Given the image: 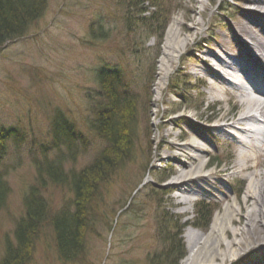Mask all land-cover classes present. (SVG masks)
I'll list each match as a JSON object with an SVG mask.
<instances>
[{
  "label": "rangeland",
  "instance_id": "374dc122",
  "mask_svg": "<svg viewBox=\"0 0 264 264\" xmlns=\"http://www.w3.org/2000/svg\"><path fill=\"white\" fill-rule=\"evenodd\" d=\"M251 1L159 0V7L150 2L144 6L151 14L159 11V15L157 21L148 26L138 20L140 16L136 8L131 9L127 2L123 5L121 0H50L47 14L35 20L29 34L10 40L0 48V127L18 126L24 130L26 139L19 151L8 152L0 164L7 172L5 181L10 188L6 204L0 209V259L5 252L6 239L14 241L17 220L24 213L25 194L33 186L43 190L42 186H38L39 176L33 161L34 157L41 156L36 146L51 142L48 133L56 109H65L80 124L92 118L91 96L101 91L93 75L102 57L111 63L116 62L121 70L123 67L128 79L141 89L137 104L139 131L135 146L120 167L119 175L110 179L111 182L100 185L95 195L101 198H97L99 205L93 208L91 218H95V223L87 235L88 246L83 257L78 261L62 260L56 252L49 226H43L39 240L35 241L30 264H153V259L164 251L161 213L170 218L167 220H170L169 228L177 226L172 232L179 234L184 248V256L179 264H187L193 246L190 233L195 237L208 236L212 224L224 218L227 204L237 210L241 208V212L235 213L240 223L229 224L231 231L237 232L243 228L244 222H247L244 214L252 213L253 218L257 217L255 207H261L257 203L260 200L257 191L264 187L262 177L257 180V188L245 193L251 170L243 172L244 167L237 165L240 146L230 134V131L239 134L229 123L232 124L240 114L244 104L238 94L223 93L217 96V92L208 84L206 74H195L194 69L205 63L209 68L223 70L220 62L210 56L212 51L223 54L220 49L223 43L225 50L237 53L236 60L241 59L239 50L248 43H242L243 47L238 45V38L241 42L247 39L240 32L238 21L243 19V11H247L249 16L254 13L250 10L254 7ZM257 1L264 3V0ZM98 16L112 28L111 38L100 44L91 39L89 32L91 20ZM175 17L178 20L173 32L181 31L180 39L188 37L190 43L188 46L181 45V57L175 60L177 62L170 75L163 78L165 90L162 99H159L154 88L158 79H162L159 63L165 51L166 38L174 36V33L167 36V32ZM127 18L131 22L129 26ZM163 21H168V24H162ZM230 27L235 30L231 36L227 35ZM198 28H201L200 34ZM146 75H150L147 80ZM209 79L212 78L209 76ZM125 86L132 88L126 83ZM207 106H213V109L207 110ZM185 114L195 128L198 124L203 125L198 130L205 138L203 142L207 147V151L201 154L204 162L234 155L230 164H223L219 169L209 171V163L204 168L215 177H220L217 173H223L221 179L214 178L212 185L199 187L197 198L206 199L215 207L214 211L211 208V220L206 227L197 225L194 220L195 201L192 204H178L176 190L168 187L171 181L170 176H166L169 165L156 156L157 152L165 150L161 139L167 130L180 133L183 131L181 126L185 131L190 130L180 118ZM210 118L213 120L209 121ZM221 123L226 124L225 132L208 127ZM92 139L95 142L91 145L90 141L93 149L80 152L79 147L77 152L80 153L76 159H71L68 152L63 151L62 166L67 173L78 174L92 163L99 147H103L95 137ZM186 140L187 137L177 139L179 142ZM247 152L250 153L251 148ZM49 156L57 158V153L50 152ZM247 164L255 167L253 169L258 173L264 172V153L261 156L258 154V157L252 156ZM162 178L167 180L161 183ZM66 186L69 185L49 181L42 193L53 211L70 196V187ZM152 190L162 194L153 196ZM91 210L88 212L91 213ZM256 232L262 238L260 241H264V231L259 228ZM223 233L225 238L220 246L221 252L230 241L242 239L240 235L232 236L230 231L226 235L225 231ZM245 248L244 245L238 246L239 258L234 257L226 264H264V245L246 252ZM175 259L174 256V262Z\"/></svg>",
  "mask_w": 264,
  "mask_h": 264
},
{
  "label": "trees",
  "instance_id": "16d2710c",
  "mask_svg": "<svg viewBox=\"0 0 264 264\" xmlns=\"http://www.w3.org/2000/svg\"><path fill=\"white\" fill-rule=\"evenodd\" d=\"M148 1L155 7L160 6L159 0H121L123 5L125 2L130 4L131 9L139 3L144 5ZM47 5L48 0H0V45L6 40L25 34L30 23L43 16ZM152 14L158 19L159 11ZM142 21L143 24L146 23L145 19ZM95 22L97 25L92 23L90 27L91 37L96 40L108 38L111 31L106 24L102 20ZM130 24L127 18V25ZM107 73L108 78L98 79L101 91L91 96L90 108L93 116L96 114V119L92 120V129L89 131L100 140L103 148L95 155L92 163L78 174L67 173L62 166L63 151H67L71 159H76L81 150L89 149V140L87 141L88 137L85 136L84 140L78 141L76 132L71 127L69 114L61 109L54 111L48 133L51 142L48 145L36 146L42 157L33 159L39 176L38 186H42L43 190L33 186L25 194L24 213L17 220L14 241L6 239L5 252L0 264H30L35 241L39 240L43 226H49L56 252L62 260L78 261L85 254V248L88 246L87 235L95 223V218H91L93 208L99 205L97 198H101L95 195L100 185L111 182L110 179L119 175L120 167L124 165L125 158L130 156L135 146L139 131V114L136 107L140 96L129 93V88H126L124 78L117 69H108ZM102 110L109 114H103L98 119L97 115ZM23 131L17 127H0V164L8 152L19 151L25 144ZM50 152H56L57 158L50 157ZM118 168L120 169L117 171ZM6 173L4 167H0V209L5 206L10 193L9 185L5 181ZM49 181L63 186L68 184L66 187H70L71 190L67 200H64L55 211L43 195ZM152 191L153 196L162 194ZM91 208L90 213L88 210ZM211 215L210 205L203 202L197 204L195 218L197 225L208 226ZM160 218L164 251L153 259V264H179V260L184 256L182 253L184 248L179 234L172 232L177 226L169 228L170 220H167L170 218L163 213L160 214Z\"/></svg>",
  "mask_w": 264,
  "mask_h": 264
},
{
  "label": "bare ground",
  "instance_id": "6f19581e",
  "mask_svg": "<svg viewBox=\"0 0 264 264\" xmlns=\"http://www.w3.org/2000/svg\"><path fill=\"white\" fill-rule=\"evenodd\" d=\"M49 1L50 0H48V5L43 13V16L47 14ZM149 3L150 2L148 1L145 4ZM134 8L137 9V13L140 16L138 20H141L142 24V19L146 20V25L148 26H151L153 22L157 21V19H155L154 16L150 13L148 8L145 7L142 3H139ZM246 12L247 11L242 12L243 19L238 21V27L240 28V32H242L251 41L245 39V42H241V39H237L238 45L240 47H243L242 43L249 44L245 48H242L241 51L239 50L241 59L239 61L235 59V56L237 54L236 52L232 50H225V43H223V46L220 47L223 54H216L213 51L211 52L212 55L210 54V56L220 62L219 66L223 68L224 71L230 73L231 75L235 74L236 71H238L242 76L237 80H231V78H229L228 80L232 81L231 84V82L227 81V76L226 79L225 76L223 77V72L221 70L214 71L207 65H205V63L195 66L194 69L195 74L204 72L211 76L213 81H210L209 84L210 87L217 92V96L223 93L228 94L231 92H238V96L240 97L241 102L245 104L244 111L238 118V121L242 126L240 127L239 133L241 136L238 137L240 139V141H238L240 144V159L238 163H240L241 165L238 163L237 165H239L240 167H244L242 169L243 172H245V170H251L250 177L248 178L249 185L247 191L245 192L248 193L252 188L258 187L257 180L261 177V184L264 186V172L258 173L256 169H253L255 167H251L247 164L252 156L258 157V154L261 156L262 152L264 151V15H260L259 12L254 11L256 12L255 14H250L249 17H246L248 15ZM256 17H259L260 20L256 19ZM101 19L102 17L100 18V16H98L94 17L91 20V23L89 24V32L92 23H94V25L96 26L97 23L95 21ZM177 20L178 19L175 17L173 19V22L170 23L167 36L171 33H174L173 30ZM102 21L111 31L108 38H106L109 39L112 35V28H110L108 22L104 20ZM34 24L35 21H32L29 25V29L25 31V34H23L22 36L29 34ZM162 24L166 25L168 24V21H163ZM197 30L200 34L201 28H198ZM234 31L235 30L230 27V33L228 32L227 35L231 36V34H234ZM173 35L174 36L170 39L169 37L166 38L164 42L165 51L163 52V58L159 63V71L160 75H162V79H158L157 84L154 88V92L159 96V99H162V95L165 90V83L163 82V78L170 75V71L174 66V63L177 62L175 60L178 58V56L181 57V45L183 44V46H188V44L190 43V39L188 37H185L183 40L180 39L181 31H177ZM91 39L94 41H98L99 44L101 41L105 40H96L92 37ZM9 41L10 39L6 40L3 44L0 45V48L5 46ZM204 52H208V50ZM197 59L201 61L199 57ZM113 68L117 69L120 74L123 75L132 85L133 88L129 90V93L133 94V96L140 95L139 91H141V89L139 88V86L135 87V84L128 79L123 67L121 70L116 62L111 63L104 57L99 60L96 74L93 75V80L97 84V87L99 86L98 79L108 78V69ZM249 69L253 70V77L249 73ZM149 77L146 75L145 79L147 80L149 79ZM134 81H137V78H134ZM136 109L137 113L139 114V110L137 107ZM61 110L64 111L65 109L61 108ZM103 114H109V112H107L106 110H102L98 113L97 118L100 119ZM91 115L93 114L91 113ZM95 116H92L90 120L87 119V122H83L80 124L76 122V119L70 117L69 115V117L71 118V127L76 132L78 141L84 140L85 136L88 137L87 141L89 140V149H93V146L91 147V145L94 141L93 139L91 140V138L95 136H93L89 130L92 129V120L96 119ZM180 118H182L184 123L189 126L190 130L185 131L182 126L180 127V129H182L183 131H181L180 133H178V131H172V129L167 130V133L163 134V138L161 139V142L163 143L162 146L165 148V150L162 153L157 152L156 154V156H158L160 159H163L169 165L166 176H170L171 181L168 187L170 189L176 190V197L179 198V205L189 203L191 201V195L198 190V187L194 184L195 179H198L200 181L197 182L198 184L203 183L206 185H210L214 180L213 175L205 173L207 171H205L204 168L208 165V163L204 162L201 157V154H204L207 151V147L204 146L205 143L203 142V140L205 141V138L198 130V127L200 125H203L198 124L195 128V126L190 124V117L186 114L181 115ZM225 126V123H221L212 125L210 126V128L214 127L221 132H225ZM180 137H187V140L185 142L177 141V139ZM95 138L96 142L99 141L98 143L102 145L100 140H98L97 137ZM234 138H236V136ZM97 148L98 147H95V149ZM101 148L103 147H99L98 151ZM249 148H251L250 153L247 152ZM257 192L260 199L258 200L259 202L257 201V203L261 206L259 207L258 205H256L257 207H255L257 217L253 218L252 213L244 214L247 218V222H244V226L241 230H237L238 233L235 231H231L229 229V224H235L237 222L240 223L239 219L236 218L235 213L241 212V208L237 210L236 207H230L231 205L229 204H227L226 206L227 212L225 213L224 218L221 222H218L216 220L215 223L212 224L211 232L208 236L195 237L190 233L189 237H191V243L193 246H191V252L187 259V264H212L216 262H218L219 264H226L227 261L234 260V257L235 259L239 258L240 254L237 253L238 246H246V248L244 249V251L246 252L247 250L256 246L264 245V241H260L262 238H260V236L257 235L258 232H256V229L259 230V228L262 232L264 231V187L258 188ZM243 205L244 203H242V206ZM224 231L225 235L230 231L232 236L240 235L242 239L241 241H230L228 243V246L224 248V251L221 252L220 246H222L221 243L225 238L223 233ZM252 232L255 233L254 236L251 235ZM246 236L248 237L245 240Z\"/></svg>",
  "mask_w": 264,
  "mask_h": 264
}]
</instances>
